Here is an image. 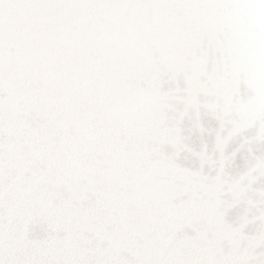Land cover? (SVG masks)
<instances>
[{
  "label": "snow or ice",
  "instance_id": "6c2138e0",
  "mask_svg": "<svg viewBox=\"0 0 264 264\" xmlns=\"http://www.w3.org/2000/svg\"><path fill=\"white\" fill-rule=\"evenodd\" d=\"M0 264H264V0H0Z\"/></svg>",
  "mask_w": 264,
  "mask_h": 264
},
{
  "label": "water",
  "instance_id": "95a60500",
  "mask_svg": "<svg viewBox=\"0 0 264 264\" xmlns=\"http://www.w3.org/2000/svg\"><path fill=\"white\" fill-rule=\"evenodd\" d=\"M38 227V226H37Z\"/></svg>",
  "mask_w": 264,
  "mask_h": 264
}]
</instances>
